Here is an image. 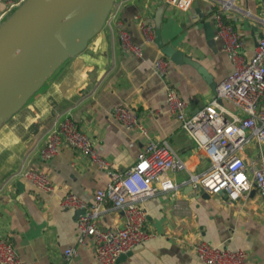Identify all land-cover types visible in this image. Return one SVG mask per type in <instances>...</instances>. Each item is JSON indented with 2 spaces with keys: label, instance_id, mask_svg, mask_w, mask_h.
Wrapping results in <instances>:
<instances>
[{
  "label": "crops",
  "instance_id": "1",
  "mask_svg": "<svg viewBox=\"0 0 264 264\" xmlns=\"http://www.w3.org/2000/svg\"><path fill=\"white\" fill-rule=\"evenodd\" d=\"M258 1L236 3L256 13ZM5 6L0 0V12ZM112 9H116V18L111 28L103 25L80 53L62 62L0 126V237L11 241L22 264H97L90 238L83 245L75 241L81 211L59 202L66 192L89 202L94 191L105 186L107 176L66 146L52 159L41 160L38 150L53 122H74L114 171L130 166L147 141H166L189 170L202 167L199 160L191 159L194 145L167 110L164 93L166 87L173 88L191 115L214 96L215 88L191 66L174 64L163 56L154 42V30H159L163 44L202 65L216 84L232 65L219 40L215 39V50L206 44L202 24L209 22L212 27L209 3L195 0L180 10L164 0H115ZM228 15L243 37L245 56H250L258 33L241 16ZM140 21L150 26L152 40H144ZM119 30L140 46V57L121 48ZM159 57L168 61L162 76L153 67ZM116 105L132 109L138 126L126 129L115 120L111 110ZM220 105L230 114L241 115L225 100ZM245 149L247 158L264 160L263 145L252 143ZM23 170L44 173L51 191L35 190L19 175ZM165 176L176 186L173 192L159 191L142 204L145 225L154 237L115 264H201L192 250L193 243L201 239L244 250L247 264H264V198L254 190L235 201H228L223 193L202 196L183 183L185 170H168ZM122 221L120 210L109 202L96 217L101 228L119 227ZM67 247L74 253L65 263L63 250Z\"/></svg>",
  "mask_w": 264,
  "mask_h": 264
},
{
  "label": "built area",
  "instance_id": "2",
  "mask_svg": "<svg viewBox=\"0 0 264 264\" xmlns=\"http://www.w3.org/2000/svg\"><path fill=\"white\" fill-rule=\"evenodd\" d=\"M3 1L6 6L0 12V22L23 0ZM164 1L185 10L195 0ZM204 1L210 6L213 37L223 44L232 69L216 82L214 96L194 114L186 113V102L173 88L166 87L164 93L167 110L194 145L191 159L199 160L200 169L189 170L166 141H147L130 166L114 171L92 146L89 137L67 119L52 123L45 134L44 144L38 150L39 158L47 161L58 153L61 146H66L105 172V186L95 190L89 202L72 192H66L59 202L62 207L81 211L75 223V241L83 245L85 239L90 238L97 264H115L119 257L154 237V232L145 225L146 211L142 204L159 191L173 192L176 186L165 176L168 170H185L183 183L193 191L201 189L208 195L223 193L228 201H235L254 190L264 198V160L247 158L245 149L252 143L264 146V0L258 1L256 13L240 8L237 0ZM228 14H237L249 26L260 30L254 37L253 50L248 57L242 50L243 37L233 28ZM115 18L116 9L111 7L103 25L111 28ZM139 26L144 40H152L150 26L143 21ZM118 38L123 50L141 56L140 46L132 42L124 30H119ZM167 65L164 57L153 62L155 71L161 76L165 74ZM220 100L232 104L241 115L228 113L220 105ZM111 116L126 129L138 126L134 111L124 105L114 106ZM19 175L37 191L52 189L42 172L23 170ZM107 202L122 213L121 226H97L96 217ZM192 250L201 264H247L246 252L240 248H224L201 239L193 243ZM73 253L72 247L63 250L65 263ZM0 264H22L15 246L4 237H0Z\"/></svg>",
  "mask_w": 264,
  "mask_h": 264
},
{
  "label": "water",
  "instance_id": "3",
  "mask_svg": "<svg viewBox=\"0 0 264 264\" xmlns=\"http://www.w3.org/2000/svg\"><path fill=\"white\" fill-rule=\"evenodd\" d=\"M114 1L23 0L0 22V126L62 62L85 48L102 28ZM202 28L206 44L215 50L210 23L203 22ZM251 29L260 33L256 27ZM154 42L172 63L191 66L214 88L206 69L181 51L163 44L157 28ZM198 194L205 195L201 189Z\"/></svg>",
  "mask_w": 264,
  "mask_h": 264
}]
</instances>
